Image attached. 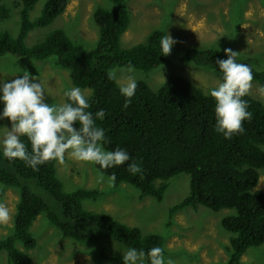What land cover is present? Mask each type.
Segmentation results:
<instances>
[{"label":"trees","instance_id":"trees-1","mask_svg":"<svg viewBox=\"0 0 264 264\" xmlns=\"http://www.w3.org/2000/svg\"><path fill=\"white\" fill-rule=\"evenodd\" d=\"M3 1L0 0V19L9 15ZM109 1L114 6L112 10L97 9L93 14L99 28L97 47L84 51L61 29L50 33L41 43L26 47L29 32L48 26L63 14L67 0H46L35 21L29 19V12L37 0H20L16 4L21 8L19 33L14 38L8 32H0V57L11 55L35 61L56 57V65L70 71L74 87L92 91L88 110L93 113L100 108L105 110L104 120L97 121L106 130L105 147L123 148L142 164L143 179L126 170L131 160L103 170L104 175L114 173L116 186L129 184L140 192L141 199L151 197L159 202L171 178L183 173L189 175V195L170 209L169 217L187 208L233 210L234 215L223 218L221 226L232 234L226 248L227 264H240L248 249L264 245V192L256 189L258 171L264 169V104L249 93L243 97L248 102L251 119L243 124L245 132L231 139L214 130L213 99L181 77H170L158 91L143 81L136 82L135 95L125 108L120 86L108 74L116 67L150 72L168 64L169 56L160 52L159 39L165 35L161 30L153 31L144 44L122 49L120 37L127 30L129 10L126 0ZM218 58L227 57L207 47L186 49L181 60L219 73L215 63ZM250 68L251 83L264 89V70ZM21 139L30 148L26 137ZM56 163L47 162L33 171L19 160L10 162L0 156V184L19 191L13 232L0 240V252L6 253L7 264H32L16 244L21 243L27 250L35 248L29 230L42 213L64 238L80 243L102 241L106 234L125 247L147 251L159 246L164 250V240L158 235H143L138 228L126 226L108 215L85 211L82 202L95 200L101 193L86 189L65 193L56 176ZM99 257L112 262L120 260L110 254L106 245Z\"/></svg>","mask_w":264,"mask_h":264},{"label":"rangeland","instance_id":"rangeland-1","mask_svg":"<svg viewBox=\"0 0 264 264\" xmlns=\"http://www.w3.org/2000/svg\"><path fill=\"white\" fill-rule=\"evenodd\" d=\"M20 0H4L3 6L9 15L0 19V32H8L16 37L21 27ZM46 0H37L29 12V19L35 21L42 13ZM129 10V24L120 37V47L129 49L144 44L155 30L170 34L178 41L170 52L169 62L150 72L131 68L116 67L111 71L121 87L129 80L145 82L153 91H158L170 77L177 76L188 80L207 94L217 86L221 74L210 69L182 62L186 49L212 47L225 55L224 49L238 53L237 62L244 63L257 71L264 70V0H126ZM109 0H67L63 14L46 27L29 32L25 45L33 47L46 39L57 29L84 51L96 49L99 41V28L93 19L97 9L112 10ZM56 57L44 61L5 55L0 57V79L11 80L15 75L22 76L20 69L40 77L49 96L46 102L61 103L66 100L63 93L74 87L70 71L58 67ZM20 72V73H19ZM82 90V89H81ZM88 97L89 89L82 90ZM249 95L264 104V89L251 83ZM3 104L0 103V110ZM7 118L0 119V140L10 128ZM56 176L65 193L80 189L97 190L101 195L95 200L82 202L85 211L104 214L129 227L138 228L143 235L155 234L164 240V256L174 264H227L229 255L226 248L232 234L221 226L223 218L234 215L233 210L214 212L205 207L196 211L187 208L174 213L170 209L181 203L190 190V177L183 173L168 181L162 201L151 197L140 198V192L133 186L122 183L98 182L95 165L77 162L65 157L63 163H56ZM260 177L257 190L264 192V169L258 171ZM43 197L47 198L44 192ZM48 199V198H47ZM19 191L0 184V203L10 211L7 224H0V240L12 234ZM36 246L25 249L21 243L17 248L25 253L32 264H123L121 253L114 245L125 247L103 234L102 241L77 242L64 238L52 226L44 213L40 214L30 228ZM106 245L118 261L100 259L99 254ZM126 248V247H125ZM0 264H7V255L0 252ZM240 264H264V245L248 249Z\"/></svg>","mask_w":264,"mask_h":264},{"label":"clouds","instance_id":"clouds-1","mask_svg":"<svg viewBox=\"0 0 264 264\" xmlns=\"http://www.w3.org/2000/svg\"><path fill=\"white\" fill-rule=\"evenodd\" d=\"M176 43L178 41L170 34L162 35L159 39L161 55H169ZM224 53L227 58H218L215 62L221 81L210 88L207 95L214 101V130L225 139H231L236 134H243L244 122L251 119L248 102L243 97L249 92L253 74L248 65L237 62L236 51L224 49ZM21 71L22 76L0 79V103L3 104L0 119L7 118L11 125L0 140V156L10 162L19 160L33 171L50 161L63 163L67 156L77 162L97 165L98 182H105L103 170L125 165L131 160L126 170L143 179L142 164L132 159L125 149L108 150L105 147L108 144L106 130L97 124L105 118L103 108L94 113L89 111V98L79 87L65 90L64 102L48 103L46 97L50 96L40 77L31 75L26 69ZM108 75L111 79L112 74ZM135 90L134 80L120 87L125 108ZM21 137H26L30 148ZM114 179L113 173L107 176L106 182L111 184ZM9 220V208L0 203V224H7ZM114 249L121 253L123 264H174L159 246L147 251L117 245Z\"/></svg>","mask_w":264,"mask_h":264}]
</instances>
